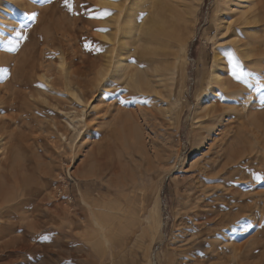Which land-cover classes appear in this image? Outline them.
I'll use <instances>...</instances> for the list:
<instances>
[{"label":"rangeland","instance_id":"rangeland-1","mask_svg":"<svg viewBox=\"0 0 264 264\" xmlns=\"http://www.w3.org/2000/svg\"><path fill=\"white\" fill-rule=\"evenodd\" d=\"M246 1L0 0V264H264L260 18L227 132L196 110ZM179 16L176 36H149ZM156 66L162 98L146 88ZM67 172L72 204L53 187Z\"/></svg>","mask_w":264,"mask_h":264},{"label":"bare ground","instance_id":"bare-ground-1","mask_svg":"<svg viewBox=\"0 0 264 264\" xmlns=\"http://www.w3.org/2000/svg\"><path fill=\"white\" fill-rule=\"evenodd\" d=\"M247 1H249V3ZM247 1L246 2L248 3V7L245 10L242 11V13L239 15V18H236L237 21H235V19H234L235 22L233 23L234 25H233V27L231 29V36L234 37V39L229 42L231 44V46H229V48L231 49V51L229 53H233L234 52L235 53V56L238 59V61L242 60L243 63H246L245 62L246 61V58L251 57L253 55V53H255V52H253V49L249 46V41H248L249 39L244 40V38H242V35H243V37L245 36L244 35V26H246L245 24L248 23V20H250V21L251 20H255L256 21L258 18H260L261 21H264V18H263V15H264V2L262 0H247ZM175 19L176 20L173 19L175 21V24H174L175 26H173V27H175V28L171 27L172 22L171 23L168 22L170 26L167 25L166 26V30H160L159 28L157 29V28L154 27L155 29L152 28L151 31L149 32V36L152 37V38H154V39L156 37H158V36H160V37H168V38L171 37V36H174V33L176 31H179L180 22L183 20V18H181L182 20H180V16H179V17H177ZM260 20L258 19V21H260ZM155 21H156L155 20V15L152 12H150L149 13V17L146 20V24H149V26L150 25H154ZM84 24L86 26H88L87 21H85ZM89 25H90V23H89ZM247 25H249V24H247ZM175 36H176V33H175ZM229 53H226L225 54V57L223 56L224 59L221 60L220 62L219 61L218 62L215 61V65H214L215 69L213 71V76H212V79L210 81V83L213 86H212V88L208 89L209 91H208L207 94H205V98H202L199 101V103L197 105V109H196L197 112H203V113H201V114H203L202 117L207 118L209 120L208 122L214 123V127L215 128H213V129H217L219 135L220 134L221 135L222 134L224 135L227 132V130H228L227 127H230L228 125H225L224 123L222 125V122H223L222 120H223L224 116L231 117L229 114L226 113V111H227V109L232 108V107H229L227 105H229V103H233V102L237 103L240 100L239 94H240V91H241V87L239 86L238 82H240L241 80L240 81L236 80V78L232 75V65H231V62L228 59ZM128 66L129 65L126 64V61H124V60H122V59L119 58L117 60V63H116V72H117V75H119L120 73L127 72L126 75L129 78V82L130 81H133L132 82L133 84L134 83H137L138 85H140L139 76H137L136 73H135L136 74L135 75L132 72L126 71L127 68H128ZM159 69H160V67H157L156 66L154 68V71L151 72V74L147 72L148 75H146V77H147V82H146L147 87L146 88H148L149 89L148 91L152 92L154 94V96H156V97L160 96L162 98V95H161L162 92L159 91V88H161V87H159L160 84L157 85V83L162 82V81L165 82L167 79H168V81H171L172 80V77L170 76L171 72H170V74H168V76H169L168 77L167 75L165 76V73H163V71L165 69H162L163 71H160ZM87 74H89V70L86 71V75ZM134 75H135V77H134ZM164 76L167 77V78H165ZM155 78L158 79L157 80L158 81L157 83H156ZM70 79L72 80V78H70ZM162 84H161V86H162ZM243 86H245V85H243ZM168 89H170V87ZM170 90H168V91H170ZM3 94H4V91L2 92V90L0 89V104L4 100ZM218 101H221L223 103L222 104H219V103H217ZM254 102H255V100H254ZM254 102H251V103L248 104L249 105L248 106L249 107L248 108L249 110H252L253 108L255 109ZM248 112H253V111H248ZM260 114H261V111H260ZM254 115H255V120L257 122V126L258 127L262 126L263 125V121H264L263 118H262V115H258V114H255V113H254ZM250 118L252 119V116ZM254 123H255V121H254ZM249 129H250V132H252L254 134L256 133V131H254V129H252L251 127ZM261 131H262V129H261ZM255 135H257V134H255ZM263 143H264V141H263ZM95 223H97V222L95 221ZM203 232H205V231H203ZM238 248H239V246H238Z\"/></svg>","mask_w":264,"mask_h":264},{"label":"snow or ice","instance_id":"snow-or-ice-1","mask_svg":"<svg viewBox=\"0 0 264 264\" xmlns=\"http://www.w3.org/2000/svg\"><path fill=\"white\" fill-rule=\"evenodd\" d=\"M50 2V0H49ZM65 4L68 5L69 9L71 10L72 8V4H71V0H64ZM113 3H116L117 0H112ZM112 14V11L108 8H105L101 15L102 16H108V15H111ZM37 17V13L33 12L30 19L31 20H35ZM27 25L25 24H20L19 25V28L20 29H26ZM100 31H107V29H100ZM15 37H17L18 39H10L8 41V44L10 45V47L7 48L8 51H11V52H15L18 50L19 48V44H20V41L21 40H26L27 39V36L26 34L23 32V31H15L14 33ZM228 59L229 61L231 62V65H232V75L236 78V80H246L247 76H248V73L244 72L243 70H241V67H240V63L237 59V57L235 56V53H229L228 55ZM41 87H44V85H41ZM257 88H264V82H260V81H257ZM257 179H260V177H257ZM262 227H264V225H262Z\"/></svg>","mask_w":264,"mask_h":264},{"label":"built area","instance_id":"built-area-1","mask_svg":"<svg viewBox=\"0 0 264 264\" xmlns=\"http://www.w3.org/2000/svg\"><path fill=\"white\" fill-rule=\"evenodd\" d=\"M75 184L76 182L70 173L67 172V174H59L58 181L53 186L55 190L54 193L58 199L64 203L72 204Z\"/></svg>","mask_w":264,"mask_h":264}]
</instances>
